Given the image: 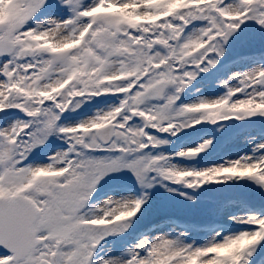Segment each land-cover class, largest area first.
I'll list each match as a JSON object with an SVG mask.
<instances>
[{
	"label": "snow or ice",
	"instance_id": "6c2138e0",
	"mask_svg": "<svg viewBox=\"0 0 264 264\" xmlns=\"http://www.w3.org/2000/svg\"><path fill=\"white\" fill-rule=\"evenodd\" d=\"M156 184L225 199L127 231ZM0 264H264V0H0Z\"/></svg>",
	"mask_w": 264,
	"mask_h": 264
},
{
	"label": "rangeland",
	"instance_id": "374dc122",
	"mask_svg": "<svg viewBox=\"0 0 264 264\" xmlns=\"http://www.w3.org/2000/svg\"><path fill=\"white\" fill-rule=\"evenodd\" d=\"M229 59H231L230 56ZM235 66L236 65H234V67ZM195 83L196 82H194V85ZM220 90L223 91V89ZM197 139L198 136L185 130L184 137H180V134H177V138H173L174 142L171 145L163 146V149L165 151H174L182 144L195 143ZM55 142L60 144L63 143V141ZM217 153H219L218 156L220 157L222 150L218 151ZM199 162L206 163L209 161L201 159ZM133 180L134 178H132L131 174L128 173L126 175H120L119 179L109 181L108 186L115 185L117 187V191L113 192V195H128L129 193L139 194L140 188L133 183ZM170 186L176 187L180 191H188L193 195H196L197 193H200L201 195L195 203H192L187 201L185 198L180 197L178 193L167 192L164 188L160 187L159 184H156L153 186V188H151L153 192H149L148 189H145L149 192L150 198L146 202L145 207L141 209V212L137 213V217L133 218V223L130 225L127 231L136 233L140 230L147 229V227H151V229H159L169 224H173L185 229V225H183V223L186 221H189L190 226L202 224L208 219L210 211L215 207V205L210 201L221 202L225 199L223 195H214L211 191L212 186L208 185L201 186V189H197L195 192L190 189H185L179 185ZM108 194L109 193L107 191H103V197H106ZM167 215V220L154 219L160 216L166 217ZM189 228L190 227H188V229ZM101 243L103 244L104 241Z\"/></svg>",
	"mask_w": 264,
	"mask_h": 264
},
{
	"label": "bare ground",
	"instance_id": "6f19581e",
	"mask_svg": "<svg viewBox=\"0 0 264 264\" xmlns=\"http://www.w3.org/2000/svg\"><path fill=\"white\" fill-rule=\"evenodd\" d=\"M222 150V152L223 151H226V149H221ZM218 154L219 153H217L216 155H215V157H213V159H219L220 157L218 156ZM114 195H116V194H114ZM125 195H127V194H125ZM159 225H161V224H159ZM183 225H185V229H182V228H180L179 226H176V225H173V224H169V225H166V226H164V227H162V228H159V229H156V228H152L151 229V227H147V229H149V230H151L154 234L155 233H157V232H165V231H170V232H173V233H175V232H177V231H182V230H186V229H188V227H190V225H189V221H186V222H184L183 223ZM183 225H181V226H183Z\"/></svg>",
	"mask_w": 264,
	"mask_h": 264
}]
</instances>
